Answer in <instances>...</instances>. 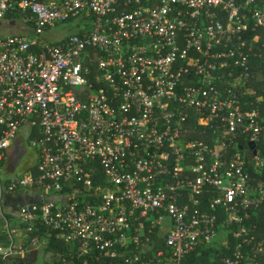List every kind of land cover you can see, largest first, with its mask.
Returning a JSON list of instances; mask_svg holds the SVG:
<instances>
[{
  "label": "built area",
  "instance_id": "1",
  "mask_svg": "<svg viewBox=\"0 0 264 264\" xmlns=\"http://www.w3.org/2000/svg\"><path fill=\"white\" fill-rule=\"evenodd\" d=\"M0 22L24 27L0 35V172L35 152L0 188L36 190L0 264L52 233L61 264H264V2L0 0Z\"/></svg>",
  "mask_w": 264,
  "mask_h": 264
},
{
  "label": "rangeland",
  "instance_id": "2",
  "mask_svg": "<svg viewBox=\"0 0 264 264\" xmlns=\"http://www.w3.org/2000/svg\"><path fill=\"white\" fill-rule=\"evenodd\" d=\"M84 26L82 24H73V23H68L65 25H56L55 27L47 30L44 33V40L48 43H53L57 40H59L61 37L66 36V35H72L76 32H78V30L82 29ZM21 32L22 29L20 30ZM18 32V30H17ZM6 32V30L4 28H0V35H4ZM25 146L27 147V151L25 154V158H27V163H25L24 165H20L19 167H17L13 173L12 176L13 177H17L20 176L21 173L23 172H27L29 168H31L32 166H34L35 164V152L34 150L30 149V147L28 146V144ZM0 178H1V185L3 186V188L6 185V179H7V175L4 174L3 172H0ZM1 187V186H0ZM2 204V203H0ZM3 206L5 205V202H3ZM5 217L12 222L13 218L12 216L8 215L7 212H4ZM9 222V223H10ZM4 225H6L3 222ZM0 236L3 237L1 240L3 243H7L8 239L6 236H4V227H2V230L0 229ZM22 233V232H21ZM0 237V238H1ZM50 253H45L44 250H41L40 248L32 251L29 255L26 256V258L23 260L21 259V261H23L24 264H52L51 260H50Z\"/></svg>",
  "mask_w": 264,
  "mask_h": 264
},
{
  "label": "trees",
  "instance_id": "3",
  "mask_svg": "<svg viewBox=\"0 0 264 264\" xmlns=\"http://www.w3.org/2000/svg\"><path fill=\"white\" fill-rule=\"evenodd\" d=\"M261 2H264V0H260ZM12 16H9L7 19L12 21ZM1 23V22H0ZM0 28H4V26L0 25ZM251 86L255 89L257 93H261L262 90H264V56L260 59L256 58L251 62ZM193 137H196V134L191 135ZM34 169V166L31 167ZM54 233L51 234L50 241L48 243V246L44 248L45 253H50L51 262L54 264H61L60 261H58L57 256L62 255L67 256V249L66 246H64L62 243H58L55 241ZM78 264H81L78 260H76ZM88 264H96V262H90ZM192 264H194V261H192Z\"/></svg>",
  "mask_w": 264,
  "mask_h": 264
},
{
  "label": "crops",
  "instance_id": "4",
  "mask_svg": "<svg viewBox=\"0 0 264 264\" xmlns=\"http://www.w3.org/2000/svg\"><path fill=\"white\" fill-rule=\"evenodd\" d=\"M4 29L6 30V32L21 33L20 30L22 29V31H23L24 27L17 22L16 23L15 22H9L8 25L6 24L4 26ZM17 30H18V32H17ZM60 40H61V38L57 41H60ZM57 41H55V42H57ZM22 146H25V145L22 143L21 140H18L12 149L15 150V149L20 148ZM35 191L36 190H34V188H32V189H27L25 191H20L16 194H8V193L4 192L3 190H1V188H0V203H2V204H0V229L1 230H2V227H4L3 219L1 217V212H7L8 213L9 209H16L19 206L23 205L24 203L35 201L36 200L34 197ZM3 202H5L6 206H3Z\"/></svg>",
  "mask_w": 264,
  "mask_h": 264
},
{
  "label": "flooded vegetation",
  "instance_id": "5",
  "mask_svg": "<svg viewBox=\"0 0 264 264\" xmlns=\"http://www.w3.org/2000/svg\"><path fill=\"white\" fill-rule=\"evenodd\" d=\"M5 24L8 25L7 22H5ZM26 151H27L26 146H22L20 148L15 149V150L12 149L9 156H8L7 161L4 162V164L2 165L3 173L13 172L20 165H24L25 163H27V158H25Z\"/></svg>",
  "mask_w": 264,
  "mask_h": 264
},
{
  "label": "water",
  "instance_id": "6",
  "mask_svg": "<svg viewBox=\"0 0 264 264\" xmlns=\"http://www.w3.org/2000/svg\"><path fill=\"white\" fill-rule=\"evenodd\" d=\"M0 25H1V23H0ZM13 26V25H12ZM24 144V143H23ZM7 170V169H6ZM10 173H13V172H10ZM9 172H5L4 174H6V175H9L10 174Z\"/></svg>",
  "mask_w": 264,
  "mask_h": 264
}]
</instances>
